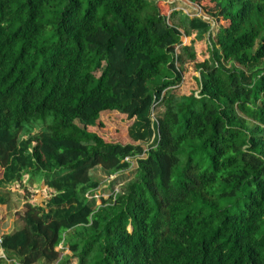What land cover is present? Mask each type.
I'll return each instance as SVG.
<instances>
[{
    "label": "trees",
    "instance_id": "1",
    "mask_svg": "<svg viewBox=\"0 0 264 264\" xmlns=\"http://www.w3.org/2000/svg\"><path fill=\"white\" fill-rule=\"evenodd\" d=\"M188 1L199 15L0 0V187L26 175L52 190L14 213L0 264H53L59 245L76 264H264V0ZM182 35L206 38L208 58ZM187 63L199 76L177 96ZM108 116L129 120L126 141ZM133 162L93 206L89 171Z\"/></svg>",
    "mask_w": 264,
    "mask_h": 264
},
{
    "label": "rangeland",
    "instance_id": "2",
    "mask_svg": "<svg viewBox=\"0 0 264 264\" xmlns=\"http://www.w3.org/2000/svg\"><path fill=\"white\" fill-rule=\"evenodd\" d=\"M157 1V0H150ZM169 2L172 9L175 11H181L186 16L197 15L198 9L188 0H164ZM215 29V28H214ZM194 42L195 51L197 59L195 63L202 62L204 59L208 58V43L206 38L198 39L195 36H181V45H188L190 42ZM195 63H187L184 70L181 74V82L178 85H175V92L177 96L186 94L192 87L195 85V77L199 76L198 70L195 69ZM163 109L159 106L152 110L151 120L155 122V119L162 113ZM107 127V133L112 135L115 140L126 141L125 128L129 123V120L126 121H116L115 118L108 116L104 118ZM153 138L149 141L148 144L153 143ZM135 169V163L133 162L129 169L120 171L118 173L112 174L107 172L101 167H96L89 171L90 177L96 180L100 185L99 189L91 196L90 202L93 206L100 204V197L106 198L110 194L121 192L126 184L133 178V170ZM26 175H24L21 182L13 183L10 187L12 190H18L19 205L23 202H30L32 204H37L43 206L47 199L50 197L52 192L47 186L41 183L33 184L31 186L25 185ZM7 192V193H4ZM11 191L3 190L0 187V193L5 197H10ZM17 202V201H16ZM22 204V205H23ZM21 205V206H22ZM1 214V213H0ZM14 216V214H13ZM2 215H0V219ZM56 250L59 252V257L57 258V264H74L75 259L71 258V253L67 249H63L61 246H58ZM68 258V259H67ZM61 259V260H60ZM54 264V263H53Z\"/></svg>",
    "mask_w": 264,
    "mask_h": 264
},
{
    "label": "crops",
    "instance_id": "3",
    "mask_svg": "<svg viewBox=\"0 0 264 264\" xmlns=\"http://www.w3.org/2000/svg\"><path fill=\"white\" fill-rule=\"evenodd\" d=\"M12 184L13 183L4 184L1 187L3 190L11 191V192L9 199H7L8 197H5L6 202L4 204H0V213H1L0 215H2V218L0 219V238L3 234L11 233L21 228L22 226V223L19 220H16L13 214L21 207L23 202L19 205V201L17 200V198L19 197V194L17 193L18 190H12L11 189L12 187H10ZM0 258H5L4 252L1 247H0ZM7 262L9 263L8 260ZM55 262L54 264H57ZM74 264H76V261Z\"/></svg>",
    "mask_w": 264,
    "mask_h": 264
},
{
    "label": "built area",
    "instance_id": "4",
    "mask_svg": "<svg viewBox=\"0 0 264 264\" xmlns=\"http://www.w3.org/2000/svg\"><path fill=\"white\" fill-rule=\"evenodd\" d=\"M197 9H198V8H197ZM197 15H199V9H198ZM125 160H126V161H130V159H129L128 157H126ZM96 191H97V190H96ZM96 191H95V192H96ZM95 192H94V194H95ZM94 194H92V195H94ZM113 194H114V193H113ZM92 195H88V199L91 198ZM100 198H101V197H100ZM0 241H1V238H0ZM59 246H61V245H59Z\"/></svg>",
    "mask_w": 264,
    "mask_h": 264
}]
</instances>
